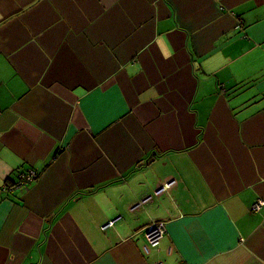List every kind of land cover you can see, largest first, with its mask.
<instances>
[{
	"label": "crops",
	"instance_id": "0c3cea01",
	"mask_svg": "<svg viewBox=\"0 0 264 264\" xmlns=\"http://www.w3.org/2000/svg\"><path fill=\"white\" fill-rule=\"evenodd\" d=\"M29 170L0 264H264V0H0V187Z\"/></svg>",
	"mask_w": 264,
	"mask_h": 264
},
{
	"label": "built area",
	"instance_id": "2783aa9c",
	"mask_svg": "<svg viewBox=\"0 0 264 264\" xmlns=\"http://www.w3.org/2000/svg\"><path fill=\"white\" fill-rule=\"evenodd\" d=\"M20 179L17 181V184H15L14 186L8 185V184H3L2 187H0V195L2 194V192H11L14 191V189H26L27 186H29V184L33 183L36 178L37 175L33 170H29L27 172H25V174H21ZM264 205L263 202L261 201H257L254 205H253V211H260L262 206ZM121 220V217L118 216L115 219H112L111 222H109L107 225L104 226V229H106V227H110L111 225H113L116 221ZM146 241L148 243L149 247L155 248L159 245V241H160V237L162 238L164 233L166 232L165 230V224L164 222H159V223H151L147 229H146ZM149 248H147L148 250Z\"/></svg>",
	"mask_w": 264,
	"mask_h": 264
},
{
	"label": "rangeland",
	"instance_id": "374dc122",
	"mask_svg": "<svg viewBox=\"0 0 264 264\" xmlns=\"http://www.w3.org/2000/svg\"><path fill=\"white\" fill-rule=\"evenodd\" d=\"M117 214H118V215L112 217V219H114V218L120 216L121 219L124 220L125 224H126V223H129L130 220H129L128 216H127V213H126V215H125V214L120 215V213H117ZM123 215H124V218H123ZM112 219H111V220H112ZM111 220H110V221H111ZM107 229H108V227H106V230H107ZM121 231H122V229L120 228V226H118V227H114V228H112L110 231H107V232H105V233H107V237H108V238H111V237H115V236H117L119 233H122ZM159 239L161 240V237H160Z\"/></svg>",
	"mask_w": 264,
	"mask_h": 264
},
{
	"label": "trees",
	"instance_id": "16d2710c",
	"mask_svg": "<svg viewBox=\"0 0 264 264\" xmlns=\"http://www.w3.org/2000/svg\"><path fill=\"white\" fill-rule=\"evenodd\" d=\"M21 174H25V173H21ZM20 176V175H19ZM18 176V179L15 180L14 182L12 181H5L4 183L5 184H8V185H11V186H14L15 184H17V181L20 179V177Z\"/></svg>",
	"mask_w": 264,
	"mask_h": 264
}]
</instances>
